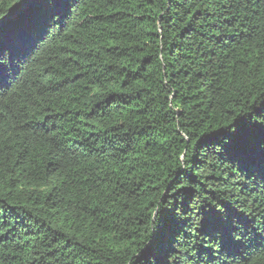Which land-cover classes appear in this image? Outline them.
<instances>
[{
    "label": "trees",
    "instance_id": "16d2710c",
    "mask_svg": "<svg viewBox=\"0 0 264 264\" xmlns=\"http://www.w3.org/2000/svg\"><path fill=\"white\" fill-rule=\"evenodd\" d=\"M41 14L25 0L3 31L0 264H158L205 203L241 186L264 201L206 139L264 102V0H73L48 29Z\"/></svg>",
    "mask_w": 264,
    "mask_h": 264
},
{
    "label": "snow or ice",
    "instance_id": "6c2138e0",
    "mask_svg": "<svg viewBox=\"0 0 264 264\" xmlns=\"http://www.w3.org/2000/svg\"><path fill=\"white\" fill-rule=\"evenodd\" d=\"M24 2L0 0V90L7 86L10 71V63H6L3 56L5 22ZM30 2L40 6L42 14L39 23L48 29L59 23L56 17H62L73 0ZM33 23L25 21L22 27L30 28ZM206 139L218 143L222 153L232 159L241 172L258 175L260 181L264 182V102L247 113L238 114L234 123L222 127L220 131H213L212 136ZM233 188H236L235 184ZM228 191L231 193V190ZM228 199L227 203L213 199L199 208L195 212V216L200 218L199 226L196 235L184 242L188 246L181 250L174 249V256L165 252L158 264H238V261L246 259L245 253L253 247H264V201L258 203L255 198L250 199L243 186ZM231 200H235V205ZM201 233L208 239L198 244L192 243L200 241Z\"/></svg>",
    "mask_w": 264,
    "mask_h": 264
}]
</instances>
